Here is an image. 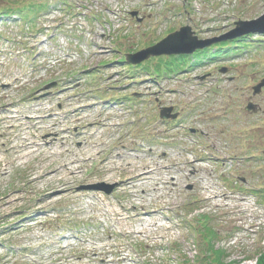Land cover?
<instances>
[{
	"label": "rangeland",
	"instance_id": "374dc122",
	"mask_svg": "<svg viewBox=\"0 0 264 264\" xmlns=\"http://www.w3.org/2000/svg\"><path fill=\"white\" fill-rule=\"evenodd\" d=\"M262 15L264 0H0V202L15 203L0 208V264H258L264 37L180 71L181 56L125 59L184 26L208 40ZM26 138L40 151L19 159Z\"/></svg>",
	"mask_w": 264,
	"mask_h": 264
},
{
	"label": "water",
	"instance_id": "95a60500",
	"mask_svg": "<svg viewBox=\"0 0 264 264\" xmlns=\"http://www.w3.org/2000/svg\"><path fill=\"white\" fill-rule=\"evenodd\" d=\"M234 34L228 36V38H236L251 33H264V16L260 19L251 22H239L237 23V29L233 32ZM192 31L190 27L181 29L180 32L174 33L166 38V40L160 42L155 47L149 48L137 55L129 56V62L137 64L150 57H158L164 55H175V54H190L193 51L202 49L206 46L204 42H198L196 38H193ZM264 88V80L254 88L255 95L261 93ZM257 107L253 104L248 106V110H253L256 112ZM172 112V109H165L162 112L161 117H166V113ZM169 117V116H167ZM176 119L177 116H173ZM106 189H108L106 187ZM111 192V191H108Z\"/></svg>",
	"mask_w": 264,
	"mask_h": 264
},
{
	"label": "bare ground",
	"instance_id": "6f19581e",
	"mask_svg": "<svg viewBox=\"0 0 264 264\" xmlns=\"http://www.w3.org/2000/svg\"><path fill=\"white\" fill-rule=\"evenodd\" d=\"M29 118V117H28ZM24 125V124H23ZM26 126V124H25ZM98 133V132H96ZM30 139L29 138H26V139H23V144L21 146V152H18V154H20V157L19 159H25V158H28L29 156H31V154H34L36 152H39L40 149L38 148L39 145L38 144H35L34 142H30L29 141ZM99 147L97 148V150L95 149V151H98ZM22 153V154H21ZM77 161H72L71 163H67L65 165H63L62 168H67L68 171H74L77 169L76 167V163ZM132 165L131 164H128L127 167H126V171H129V172H136V177L138 179V183H145L146 181H150V175H152L154 173V170L150 169V167H145L143 169H137V170H132L131 169ZM43 175H41L42 177ZM41 177H36L34 179L35 180H38L39 178ZM129 182V181H128ZM130 184H134V182H131ZM211 195L209 196V198H211L212 200L215 201V203H219L220 202V199L222 198H226L225 196H221V195H218L216 194L215 192H212L210 191ZM15 206V203L12 204L10 203V200L9 198H7L6 200H4L3 202H0V208H3L5 210H8V208H10L11 206ZM136 207V206H135ZM136 209V208H135ZM153 214H148V215H142V216H139V220L143 222L146 221V217L145 216H152Z\"/></svg>",
	"mask_w": 264,
	"mask_h": 264
},
{
	"label": "trees",
	"instance_id": "16d2710c",
	"mask_svg": "<svg viewBox=\"0 0 264 264\" xmlns=\"http://www.w3.org/2000/svg\"><path fill=\"white\" fill-rule=\"evenodd\" d=\"M183 58H185V59H183L181 62H178L177 63V65H176V67L178 66L179 67V69L178 70H180V69H182V67H184V66H186V64L188 63V60H187V58L186 57H183ZM172 72H177V70L176 69H174L173 71L171 70V72H169V73H172ZM256 194H257V196H258V194H260V192H256ZM264 195V194H263ZM264 197V196H263ZM258 264H264V252L261 254V257H259V259H258ZM203 264H206V262L204 261V262H202ZM223 264L224 263V261L223 260H211V262L208 260V264Z\"/></svg>",
	"mask_w": 264,
	"mask_h": 264
},
{
	"label": "flooded vegetation",
	"instance_id": "af4514ba",
	"mask_svg": "<svg viewBox=\"0 0 264 264\" xmlns=\"http://www.w3.org/2000/svg\"><path fill=\"white\" fill-rule=\"evenodd\" d=\"M211 31V33H213L212 31H218V29H216V30H210ZM208 34H210V33H208Z\"/></svg>",
	"mask_w": 264,
	"mask_h": 264
}]
</instances>
